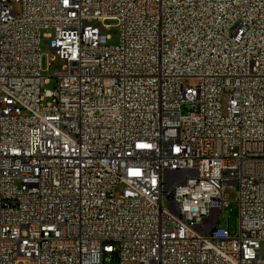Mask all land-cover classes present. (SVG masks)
<instances>
[{"label":"built area","instance_id":"1","mask_svg":"<svg viewBox=\"0 0 264 264\" xmlns=\"http://www.w3.org/2000/svg\"><path fill=\"white\" fill-rule=\"evenodd\" d=\"M30 260L264 264V0H0V264Z\"/></svg>","mask_w":264,"mask_h":264},{"label":"rangeland","instance_id":"2","mask_svg":"<svg viewBox=\"0 0 264 264\" xmlns=\"http://www.w3.org/2000/svg\"><path fill=\"white\" fill-rule=\"evenodd\" d=\"M12 9H15L17 15L20 16L22 12V5L20 3H8ZM92 24L107 26V34L110 36V44L116 45L120 41V29L118 26L117 20L108 19L105 22L101 21H92ZM52 34V30H43L41 36V53H42V68L44 70V74L50 76V82L46 85V88L53 89L55 86L54 77L55 73L61 71L64 66V61L61 60L55 53H52L50 46V35ZM230 91H224L222 96V102L224 110L226 109L227 102L229 99ZM225 197L230 201L227 207L224 208L222 215V224L230 225V229L232 233H235L236 226L239 225L240 218V206L238 203L239 192L237 188L234 187H226L224 189ZM20 264H38L37 260H30L27 262H21ZM114 264H121L119 260H115ZM124 264H139L138 262H130L126 261Z\"/></svg>","mask_w":264,"mask_h":264}]
</instances>
